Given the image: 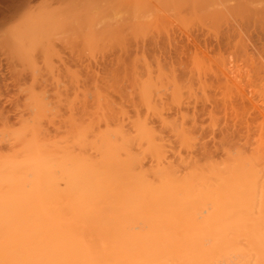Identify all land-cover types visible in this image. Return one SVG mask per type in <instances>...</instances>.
<instances>
[{
  "label": "bare ground",
  "instance_id": "obj_1",
  "mask_svg": "<svg viewBox=\"0 0 264 264\" xmlns=\"http://www.w3.org/2000/svg\"><path fill=\"white\" fill-rule=\"evenodd\" d=\"M162 72L159 82L133 76L145 115L128 117L129 111L112 108L93 87L67 101L71 110H65L61 136L48 128L57 124L61 100L55 112L49 98L31 95L29 118L25 113L16 128L1 120L6 149L0 150V264H264V124L249 135L252 140L239 136L245 143L223 133L217 152L209 151L202 137L197 142V122L189 126L180 112L179 119L165 116L170 104L182 111L185 93L173 74V87L166 77L172 92L162 88L170 95L165 101V91L156 89L167 73Z\"/></svg>",
  "mask_w": 264,
  "mask_h": 264
},
{
  "label": "rangeland",
  "instance_id": "obj_2",
  "mask_svg": "<svg viewBox=\"0 0 264 264\" xmlns=\"http://www.w3.org/2000/svg\"><path fill=\"white\" fill-rule=\"evenodd\" d=\"M85 1L0 0V123L3 120L2 123L6 121L8 126L10 124V127L16 128L21 118L26 116L25 113L27 116L24 119L29 118L30 108L27 109L26 102L32 96L50 99L48 102L54 109L48 104L52 111H60V115L56 113L59 116L55 118L60 123L55 120L57 124L47 127L53 130V135L61 136L66 131L62 122L68 120L65 116L71 110L67 101L81 98L79 95L84 96L90 90L88 88L93 87L106 95L112 101L110 103L117 105L112 108L124 109L126 113L129 111L128 117H134L132 114L137 112L145 115L148 111L142 109L143 105L139 107L142 104L138 94L139 80L135 79L140 77V80L143 78V81H148L150 77L159 82L164 69L166 71L163 74L170 73L164 74L165 79L162 76L165 86L158 83L159 88H155L164 90L162 88L166 87L169 89L167 93H170L173 88L168 86L166 77L170 78L174 74V80L177 78L180 81L177 83L181 85V93H185L182 109L179 107L182 111L170 104L164 111L165 116L174 120L183 113L188 117L189 126L193 121L197 122L194 126L197 142L204 141L203 145L206 144L209 151L217 152L223 133H229L235 142L240 140L239 136L243 139L242 136L252 137L258 133L263 126L259 127L258 124H264V1L259 5L248 0H214L215 3H211V0L210 6L209 2L201 0H182V3L179 0L176 7L172 3L177 0H108L109 3L105 0L104 4L101 0ZM100 4L104 10L107 9L105 12ZM137 4L141 6H137L140 10L136 13ZM85 6L88 9L83 13L87 16L82 13L85 9L81 10ZM133 6L136 11L131 10ZM123 8L124 11L120 10ZM129 8L131 11H128ZM89 16L92 17L90 20ZM85 23L87 27L82 28ZM30 34L34 35L30 37ZM19 42L22 47L18 46ZM28 42L29 46L32 44L31 48ZM33 45H36L35 48ZM15 48L22 54H16ZM144 64L152 67H148L151 73L147 74L148 69ZM157 68L162 69L159 71ZM78 81L79 84H76ZM172 81L170 86L173 87ZM184 83L190 84L192 89ZM76 85L80 86L74 89ZM163 93L168 98L164 100L168 101L170 95L166 91ZM133 105H137L135 108L140 111H136ZM155 119L152 117V124L157 126L159 123ZM1 124L0 130L3 129ZM256 127H259L258 130ZM212 128L214 131L211 133ZM251 137L248 139L252 140ZM200 144L197 145L198 151ZM1 145L0 150L4 152L6 146Z\"/></svg>",
  "mask_w": 264,
  "mask_h": 264
}]
</instances>
